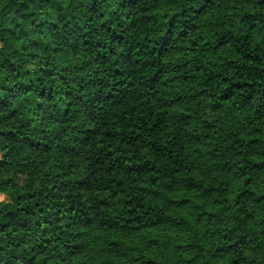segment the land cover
<instances>
[{
  "label": "clouds",
  "instance_id": "9594fccd",
  "mask_svg": "<svg viewBox=\"0 0 264 264\" xmlns=\"http://www.w3.org/2000/svg\"><path fill=\"white\" fill-rule=\"evenodd\" d=\"M0 264H264V0H0Z\"/></svg>",
  "mask_w": 264,
  "mask_h": 264
}]
</instances>
